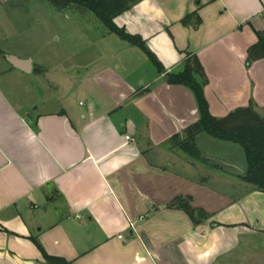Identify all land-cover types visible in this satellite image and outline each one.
Here are the masks:
<instances>
[{
  "label": "crops",
  "instance_id": "0c3cea01",
  "mask_svg": "<svg viewBox=\"0 0 264 264\" xmlns=\"http://www.w3.org/2000/svg\"><path fill=\"white\" fill-rule=\"evenodd\" d=\"M114 24L139 36L165 74L196 56L213 117L250 103L264 112V58L246 65L255 32H264V0H141ZM104 34L58 56L70 65L35 64L0 48V264H48L34 240L69 264L244 263L239 251L252 257L255 237L264 236V193L222 175L210 180L246 188L217 189L203 164L172 149L169 140L199 119L192 93L168 85L141 50ZM7 55L31 60V72ZM210 139L196 138L201 154L242 173L206 149ZM177 198L208 219L193 225L169 208Z\"/></svg>",
  "mask_w": 264,
  "mask_h": 264
},
{
  "label": "trees",
  "instance_id": "16d2710c",
  "mask_svg": "<svg viewBox=\"0 0 264 264\" xmlns=\"http://www.w3.org/2000/svg\"><path fill=\"white\" fill-rule=\"evenodd\" d=\"M41 1L50 4L58 11L74 7L91 13L109 33L141 50L156 70L160 74L164 73L165 82L168 85L187 88L195 99L199 119L196 123L190 125L183 134L171 138L168 145L206 167L208 160L201 154L195 143L199 135L205 134L215 140L235 144L243 152L246 164L244 171L242 173H232V171L217 164L212 165L213 168L235 177L258 192L264 193V112H258L255 106L250 103L249 106L238 108L224 118L213 117L209 112L204 96V87L207 82L205 73L196 56L187 55L183 68L179 73L165 74L162 65L147 49L145 42L139 36L130 35L114 24L116 17L131 9L141 0ZM193 18L194 14L185 17L182 24L184 26L188 25ZM255 35L257 42L247 51V66L264 58V32H255ZM169 208L183 211L190 218L193 225H198L208 219V215L204 211L193 209L190 206L189 198H177L171 202ZM33 242L48 264H69L61 258L47 255L35 240Z\"/></svg>",
  "mask_w": 264,
  "mask_h": 264
},
{
  "label": "rangeland",
  "instance_id": "374dc122",
  "mask_svg": "<svg viewBox=\"0 0 264 264\" xmlns=\"http://www.w3.org/2000/svg\"><path fill=\"white\" fill-rule=\"evenodd\" d=\"M0 3L2 4V8H0V48L13 54L26 55L35 64L47 63V65H50L49 67H52L53 62L57 61L58 63L65 62V65H70V59L64 61L59 57L67 58V56L69 57V55L82 50L87 41L98 39L105 35V32L107 33L94 15L74 7L58 11L41 0H0ZM111 38L117 40L115 35H111ZM100 47L102 53L109 51V46H106L105 43ZM81 53L84 54L76 57L78 60H82L87 54L86 51ZM131 58V63H136L135 57L132 56ZM55 59L56 61H54ZM147 66L153 68L149 63ZM34 85L40 89L42 88L36 82H34ZM36 107L37 105L33 106L32 109ZM207 138L211 137L207 136ZM210 140L213 143L206 145V149H209V151L211 149L215 155L230 159L240 169H245V159L240 147L231 143H229L230 145H224L222 141L213 138ZM206 159L208 160L205 168L206 180L212 186L234 194H240L246 188L244 184H241L237 190H231L225 184L221 186L215 184L212 179L210 180V177L215 175L229 177V175L215 170L212 165L220 164L213 161L212 158L208 157ZM232 173H240V170ZM252 246L254 249L252 257L247 250H244L242 255L239 251L240 256L248 257L244 259V263L241 262L242 264H261L264 260V251L261 252L262 246H264V236L255 237Z\"/></svg>",
  "mask_w": 264,
  "mask_h": 264
},
{
  "label": "water",
  "instance_id": "95a60500",
  "mask_svg": "<svg viewBox=\"0 0 264 264\" xmlns=\"http://www.w3.org/2000/svg\"><path fill=\"white\" fill-rule=\"evenodd\" d=\"M5 59L12 67L25 73L31 72V67H32L31 60H19L12 55L5 56Z\"/></svg>",
  "mask_w": 264,
  "mask_h": 264
},
{
  "label": "built area",
  "instance_id": "2783aa9c",
  "mask_svg": "<svg viewBox=\"0 0 264 264\" xmlns=\"http://www.w3.org/2000/svg\"><path fill=\"white\" fill-rule=\"evenodd\" d=\"M126 139H127V140H129V137H128V136H126ZM131 226H133V224H131Z\"/></svg>",
  "mask_w": 264,
  "mask_h": 264
}]
</instances>
